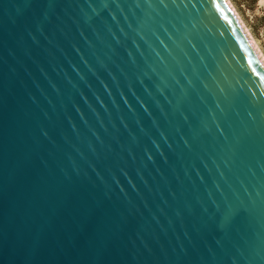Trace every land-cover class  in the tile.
Segmentation results:
<instances>
[{
  "label": "water",
  "instance_id": "water-1",
  "mask_svg": "<svg viewBox=\"0 0 264 264\" xmlns=\"http://www.w3.org/2000/svg\"><path fill=\"white\" fill-rule=\"evenodd\" d=\"M0 264H264V66L224 0H0Z\"/></svg>",
  "mask_w": 264,
  "mask_h": 264
},
{
  "label": "rangeland",
  "instance_id": "rangeland-1",
  "mask_svg": "<svg viewBox=\"0 0 264 264\" xmlns=\"http://www.w3.org/2000/svg\"><path fill=\"white\" fill-rule=\"evenodd\" d=\"M264 56V0H230Z\"/></svg>",
  "mask_w": 264,
  "mask_h": 264
},
{
  "label": "bare ground",
  "instance_id": "bare-ground-1",
  "mask_svg": "<svg viewBox=\"0 0 264 264\" xmlns=\"http://www.w3.org/2000/svg\"><path fill=\"white\" fill-rule=\"evenodd\" d=\"M225 3L227 4V6L229 7L232 15L234 16V18L236 19L237 23L239 24L240 28L242 29V31L244 32V34L246 35L247 39L249 40L254 52L256 53V55L258 56V58L260 59L261 63L264 66V56L263 54L260 52V49L258 48V45L256 44V42L253 40V38L251 37L249 31L247 30V28L245 27L244 23L242 22L241 18L239 17V15L237 14V12L235 11L234 7L232 6V4L230 3V0H224ZM262 2V0H261Z\"/></svg>",
  "mask_w": 264,
  "mask_h": 264
},
{
  "label": "trees",
  "instance_id": "trees-1",
  "mask_svg": "<svg viewBox=\"0 0 264 264\" xmlns=\"http://www.w3.org/2000/svg\"><path fill=\"white\" fill-rule=\"evenodd\" d=\"M263 20H264V16H263Z\"/></svg>",
  "mask_w": 264,
  "mask_h": 264
}]
</instances>
